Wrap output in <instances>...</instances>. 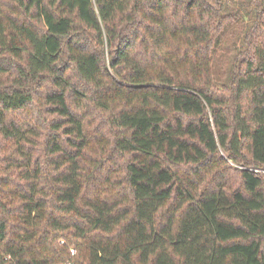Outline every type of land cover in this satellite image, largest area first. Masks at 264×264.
Returning <instances> with one entry per match:
<instances>
[{"label":"trees","instance_id":"trees-1","mask_svg":"<svg viewBox=\"0 0 264 264\" xmlns=\"http://www.w3.org/2000/svg\"><path fill=\"white\" fill-rule=\"evenodd\" d=\"M236 3L0 0V264H264V0Z\"/></svg>","mask_w":264,"mask_h":264},{"label":"rangeland","instance_id":"rangeland-1","mask_svg":"<svg viewBox=\"0 0 264 264\" xmlns=\"http://www.w3.org/2000/svg\"><path fill=\"white\" fill-rule=\"evenodd\" d=\"M237 1V3H236ZM239 1L241 0H235V7L239 8ZM245 29V26L241 23L237 26H233L222 38V44L218 48L219 54L216 55L215 62H216V69L217 73H223L228 66V55L231 54V52L234 51V43L241 44V35L243 34V31ZM221 155H224L223 151H220ZM230 163L231 167L227 161ZM225 161V163H224ZM227 163V164H226ZM231 167L233 169V172L230 173V179L237 178V168L240 167V165L235 164L234 162L229 161V159L224 155L221 161L219 162L218 166L216 168H221L224 166ZM62 243V241H61ZM64 244V243H62Z\"/></svg>","mask_w":264,"mask_h":264},{"label":"built area","instance_id":"built-area-1","mask_svg":"<svg viewBox=\"0 0 264 264\" xmlns=\"http://www.w3.org/2000/svg\"><path fill=\"white\" fill-rule=\"evenodd\" d=\"M62 243H64V241H62ZM70 251H71L72 256H75L77 254V249L75 247H71ZM62 264H75V263L72 260H69V261L62 263Z\"/></svg>","mask_w":264,"mask_h":264}]
</instances>
